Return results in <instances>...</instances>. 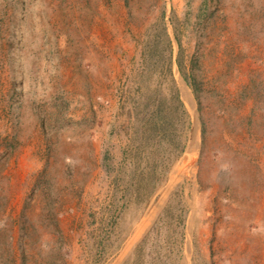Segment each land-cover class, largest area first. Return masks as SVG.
<instances>
[{
  "label": "rangeland",
  "instance_id": "rangeland-1",
  "mask_svg": "<svg viewBox=\"0 0 264 264\" xmlns=\"http://www.w3.org/2000/svg\"><path fill=\"white\" fill-rule=\"evenodd\" d=\"M231 1L0 0V264H264V0Z\"/></svg>",
  "mask_w": 264,
  "mask_h": 264
},
{
  "label": "bare ground",
  "instance_id": "bare-ground-1",
  "mask_svg": "<svg viewBox=\"0 0 264 264\" xmlns=\"http://www.w3.org/2000/svg\"><path fill=\"white\" fill-rule=\"evenodd\" d=\"M234 3H235V1L232 0V1H231V7H234V6H233ZM157 4H158V3H157ZM63 6H64V5H63ZM51 17H52V16H51ZM47 18H48V17H47ZM232 19H233L232 13H231L230 9L228 8V18H227L228 23H231V22L233 21ZM104 25H105V24H104ZM61 44H62V43H61ZM59 47H60V46H59ZM129 48H130V47H129ZM129 48H128V49H129ZM128 54H129V53H128ZM4 86H5V85H4ZM74 93H75V92H74ZM48 105H49V104H48ZM4 107H5V106H4ZM1 111H2V110H1ZM90 115H91V114H90ZM228 159H229V158H228ZM236 174L238 175V176H236L237 181L240 180V182H243L244 180H241V179H240V177H241L240 174H239L238 172H237ZM219 181H221V180H219ZM237 181H236V182H237ZM259 184H260V183H259ZM227 193H228V192H227ZM259 264H260V263H259Z\"/></svg>",
  "mask_w": 264,
  "mask_h": 264
}]
</instances>
